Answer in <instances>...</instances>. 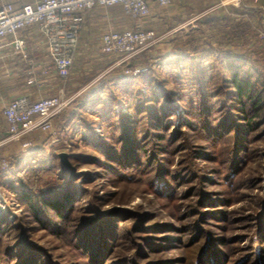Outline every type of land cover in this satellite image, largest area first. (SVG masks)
I'll return each instance as SVG.
<instances>
[{"label":"rangeland","instance_id":"rangeland-1","mask_svg":"<svg viewBox=\"0 0 264 264\" xmlns=\"http://www.w3.org/2000/svg\"><path fill=\"white\" fill-rule=\"evenodd\" d=\"M244 4L245 9H253L255 14L254 20L258 22L256 23L255 21V24H253L255 26V36L253 37L251 34L247 36L252 44L257 43L253 48L251 46V48L254 49V54L257 55V58L251 61V63L242 62L240 70H242L241 73L243 74H245L247 70L252 71L253 73L260 72L262 76V73L264 75V39L260 38L259 34L262 32L261 29H264L261 24L264 23V0H245ZM159 10H164V8H160ZM164 23L165 22L162 21V23L153 24L150 19H144L142 21L143 27L155 30L159 38L155 45L144 50L140 55L135 57V59L137 58L139 65L143 66L145 63L144 61L147 60L148 65L151 66L150 78H148L147 82L145 78H139L135 82H129V84L118 85L117 83H111L109 81L101 86L100 83L106 79L108 80L107 77L114 78L118 76L122 78L123 75H130L126 72L128 69L126 65L118 64L121 63L122 57H109L102 53L99 54V51L97 50H93L92 57L83 56L75 61L71 76L63 81L65 87L64 93L67 94L66 92L69 91L66 96H77L76 100H79L82 96L92 93V106H90V108L88 107V110L83 109V114H80L79 111L76 112L77 110L74 108L73 110L75 111L76 116L74 120L66 126L67 129L65 128V131L59 129L61 123L57 124L54 121V131H36L23 137L22 142L12 141L4 146L5 148L7 147L5 150L8 154L7 157L12 160V165L9 173H7V175L9 174V177L6 181L4 180L5 182H3V176H1L0 171V220L3 217L7 218L9 223L17 226V228L14 230L12 229L9 236L10 239L7 240L6 244L0 247V257L1 259L5 258L3 257L5 255L4 251H7V247L11 245L19 247L17 248L19 251L17 253H20V255L14 259L11 258L9 262L5 260V264H26L24 261L31 256L30 249L36 252L35 255H38V261L41 262V264H87L89 259L87 260L85 256L80 255L77 249V234L80 228L88 220H93L92 223H94L96 222V219L102 215L109 217L108 219L110 220H107V224L112 219L117 226L116 229L120 227L119 220L127 221L124 225V231L128 234L125 237L124 243L131 244L128 245L130 250L135 247V239H140V232L133 230V228L137 226L141 215L145 217H154L148 222L149 224H144L145 226H143V230H146L147 233L153 236L155 235L154 237H158V235L164 233L160 238L165 239L162 241L154 239L153 242L162 243L167 246V243L174 241V244L176 245L178 244L177 241L180 239L181 241H185L189 238L188 235L184 234L185 232H183V230L187 225L194 222V218L188 215L192 204L194 207H197V209H200V211L208 210L210 213H213L220 210L222 212L217 213L218 216L229 217L232 220L225 224L223 220H216L214 218L210 219V221L215 225L209 224L206 226V229H208L209 232L213 231V234H211V238L213 239L228 235V238H230L231 241L228 246L224 247L219 243L217 245L222 253L228 254L230 261L236 260L239 256L246 258L249 255L254 254L251 247H249L252 243L250 238L254 231L252 223H254V216L260 211L263 205L262 203L264 202V120L262 122V128L259 131V133L263 131L260 134V138H262L261 140L259 138L256 144H254V148H258V151H261L260 155H252V158L248 161L246 167L237 176L232 174L231 167L233 164L228 159L232 152L230 146L232 141L230 137H222L220 139L221 146H216L218 147L216 153H218L219 161L211 162L212 165L204 164L202 161L198 163L199 167L204 168L206 179L209 181H216L214 185L207 187L209 191L214 192L212 198L223 201L222 206H215L212 207V209L206 208V206L203 208L198 207L197 201L200 199V194H189L187 198H181V196L174 201H167L166 199L164 200L157 197L152 192V189H150V185H152L151 176L154 173L152 169L147 171L148 167L144 165V163L147 162L148 155H146L145 152L144 154L141 153L140 149V154L137 155L142 162L140 166L134 167L133 164L132 167L134 168H131L129 166L124 167L118 165L116 162H110L117 165L119 172L107 176L102 172V167H99V163L102 161H108L101 158L102 155L100 151L96 149L95 142L84 139V136L90 137V139H95L97 137L101 138L100 135L104 137L105 132L102 128L104 127V124H101V126L98 124L95 125L96 121L104 122L109 118L116 119L122 117L123 114L131 117L132 114L134 115L136 107H138V104L140 105V103L145 102L151 104L152 109L155 110L154 113L160 117L162 112L158 108L162 107V102L160 101L161 98H159L158 101L155 98H163L164 94L161 86L176 91L181 89L185 95H191L190 99H192V105L190 106L188 101L187 103L186 101L184 103L181 102L180 114L183 116L185 115V108L190 110V114L186 113L187 116L185 117L193 120L196 124L195 126L200 127V129L196 131V136L194 135L189 138V132H186V130H180V126L177 124L176 120L172 123V131L176 129L182 131L179 134V143H181L180 146L182 147L179 146V148L176 149V145L171 143V141H167L168 139L166 138L168 143L166 146L168 147L169 152H166L163 155V158L160 159L161 161L162 159H165L164 167L168 169L165 175H163L160 184L167 183L168 185V182L172 181L171 177H175V181H178V177H181V179H186L188 177L189 180L187 181L189 182L184 185L181 184L179 187L182 191L185 189L186 191H193V188L189 187L194 182L192 174L196 170L193 168V165L191 166L192 160L189 156V150H187V147H189L192 141H194V147L197 149H201V146L204 143L211 142L207 135L210 134V137L216 136V133H214L215 126L210 125V123L213 122V118L210 117L207 119V115L201 113L195 103V101L198 100V98H196L197 92H195L197 89L195 88V85L197 84H193L191 81H188V79H184V77L181 78V76H183L181 65L187 66V64H189L188 61H181V64L179 63V65L175 64L176 60L172 54V50L183 44L182 36H184L185 33L179 32L183 30L178 28L179 36H177L174 41H171L173 38L169 36L168 32L172 29H169L170 27L166 26ZM213 35L220 37L212 38L214 45L233 47L235 50L238 49L239 51L245 50L247 47V44L244 43L245 39H231V42L228 43V41L222 39V33H211V36ZM240 47L245 48L239 49ZM39 50L43 52L40 46ZM40 54L43 56L44 52H40ZM143 54L145 56L144 61L141 60ZM89 55L91 56V54ZM201 64L206 65L207 67L211 66L212 68L216 65L214 64V58L211 55L203 58ZM25 65L26 71H22V74H19V76L17 75L16 78L18 81L16 82V85L13 86L12 84L9 86L11 88L6 90L4 89L8 87L7 84L10 85V82L15 80H11L13 74L8 77V74L4 72V68L0 69V98H7L10 95L16 94L15 92L18 93L16 90L19 87L18 84L20 85L23 83V80L28 81L30 78L29 74H27V71H29L30 68L39 73L38 64L36 65L34 60L29 59L28 61H25ZM258 76L259 75L254 74L253 81H255ZM127 80L130 79L127 78ZM151 82L153 83V87H151ZM261 86L262 84H257V88H261ZM36 90L38 91V89ZM26 94H29V92ZM38 94L39 93L37 92L31 95L34 98H40L37 96ZM68 108H66V110ZM63 112H65V110ZM193 115L194 117H192ZM202 124L205 125L203 126L204 128H201L200 125ZM105 125H107V123ZM93 126H95V133L92 132ZM206 127L207 130L205 129ZM112 130H114V128ZM96 135L98 136L96 137ZM114 135L115 132L111 135V138H109V141L107 142L108 144H111ZM27 140L31 141L33 144L30 147L31 149H25L22 146V143ZM151 144L152 143H148V147H151ZM34 148L35 151L32 150ZM254 148L253 151L255 152ZM209 150V153L212 155L215 154V152L213 154L211 147H209ZM28 152H30V155L23 157L22 165H20V156ZM32 152L34 154H31ZM63 153L67 154V161L73 171H71L70 167L65 166L69 169L71 175H76V179H78L82 173H87V177H89V175L92 176L97 174V177L93 178L90 182L87 181V183H85L84 180L82 181V178H85L82 176L77 183V186H79L78 188L83 189V197H87L88 200H83L79 202V204L73 206L74 211L65 212L67 215V217H65L67 221L65 220L66 222L62 225L63 231L66 232L64 238L57 236L56 233L51 230L42 228L32 216H29L26 206L19 200L17 196L18 194L14 190L20 186V179L25 181L26 184L35 187L46 184L53 186L58 185L61 182V179L57 177L58 173L53 171L52 167L50 168V165L47 171L40 172L36 177H30V179L26 176L24 171L31 169V166L38 167L37 163L40 158H43V160L46 159L48 163H52L53 160H49L47 158L48 155L59 154L60 157V154ZM69 155H71V157ZM77 155H80L81 159L76 158ZM86 157L90 158V162L86 161ZM93 157H95L94 162H91ZM56 162L57 159L55 158V163ZM201 172L197 171L198 176H200ZM100 174L101 176H99ZM115 178L123 180L116 181ZM127 178L128 180H125ZM159 190L161 189L159 188ZM199 190L200 188L197 187L193 193L196 194ZM68 208V206L64 207L63 211H66ZM121 216H124V218H120ZM52 219L54 220V223H62L58 218L53 217ZM157 223H159V225L171 226L170 228L176 232H160V230L156 229V226L154 227ZM216 223L227 225V233L226 231L219 229V227L216 226ZM197 224L198 227L204 229L201 222H197ZM104 227L106 228V226ZM234 238L235 240H233ZM236 242L239 243L240 246H238V244H232ZM172 247L173 246L169 248V251L166 254L167 257L171 259L169 264H181V261H184V256H187L188 252L191 253L190 250L188 251L183 248L170 252L173 249ZM237 247L241 250H238ZM262 247L263 246H261L260 254L264 252V248ZM147 250L155 253L151 252L152 255L157 256L158 254V252L155 251L157 250L155 248ZM256 255L258 256L259 254ZM257 256H254L253 259ZM150 260H153L152 256ZM139 264H142V262Z\"/></svg>","mask_w":264,"mask_h":264},{"label":"trees","instance_id":"trees-1","mask_svg":"<svg viewBox=\"0 0 264 264\" xmlns=\"http://www.w3.org/2000/svg\"><path fill=\"white\" fill-rule=\"evenodd\" d=\"M238 14L241 15L238 21H236L234 16ZM246 15L247 13L245 14L244 11L239 12L238 10H232V13L220 19L221 21L219 19L208 18L200 24L198 31H192L188 39L183 42L181 46L172 51L176 60L175 64L179 65L181 61H188L189 64H187V66L181 65L183 74L181 78L184 77V79H188V81H191L193 84H197L195 85V88H197L195 92H197L196 98H198V100L195 101V103L201 113L207 115V119L210 117L213 118V122L210 123V125L215 126L214 133H216V136L210 137V134L207 135L211 142H206L201 146V149H197L194 147V141H192L193 143L191 142L189 147H187L189 156L192 160L191 166L193 165V168L196 170L192 174L194 182L189 187L193 188V191H186V189L182 191L179 187L181 184L184 185L189 182L187 181L189 180L188 177L186 179L178 177V181H175V177H171V182L173 183L169 181L168 185L167 183L160 184L163 175H165L168 169L164 167L165 159H162V161L160 159L163 158L166 152H169L166 146V144H168L167 141L174 143L177 149L181 144L179 143V134L182 132L180 130L189 132L190 138L194 135L196 136V131L200 129V127L195 126L196 124L193 120L185 117L190 110L185 108V115L183 116L180 114L181 102L184 103L186 101L187 103L188 101V104H190V106L192 105V99H190L191 95H185L181 89L176 91L161 86L163 88V98H155L157 101L161 98L162 107L158 108L162 112L160 117L154 113L155 110L152 109L151 104L144 102L140 103V105L138 104L134 115L132 114L131 117L123 114L122 117L116 119L109 118L104 122H95V125L98 124L101 126V124H104L102 128L105 135L104 137L100 135L103 139L97 137L98 135H96L97 138L95 139H90V137L86 136H84V139L95 142L96 149H98L102 155L101 158L108 161L99 163V167H102V172L107 176L118 173L117 165H114L115 162L124 167L129 166L134 168L140 166L142 162L137 157V155L140 154V149L141 153L144 154L145 152L146 155H148L147 162H145L146 164L144 163V165L148 167L147 171L152 169L154 173L151 176L152 185H150V189H152V192L157 197L164 200L166 199L167 201H174L181 196V198H187L189 194H200V199L197 201L199 208L206 206V208L212 209V207L215 206H222L223 201L212 198L214 192L207 189L208 186L214 185L216 181H209L206 179L204 168L199 167L198 163L202 161L204 164L212 165L211 162L218 160V153H216V150L221 146L220 139L222 137H230L232 141L230 145L232 152L228 159L233 164L231 172L235 176L246 167L252 155H260L261 152L258 151V148H254V144H256L257 140L260 138V134L263 132L261 131V133H259L264 120V75L262 73L261 76L260 72L253 73L247 69L248 73L246 72L243 74L241 73L242 70H240L242 62L251 63V61L257 58V55L254 54V49H252L257 43L252 44L247 37L250 34L253 37L255 36V26H253V23L249 19H245ZM211 33H222V39L228 41V43L231 42V39H245L244 43L247 44V47H240L239 49L245 48V50L239 51L238 49L235 50L233 47L214 45L212 38L219 36L213 35V37ZM210 55L214 58V64H216L214 68L201 64L202 59ZM144 57L143 54L141 60L144 61ZM144 62L143 66L138 64L137 58H134L132 62V68L146 69L139 75H123L122 78L118 76L114 78L107 77L108 80L102 81V83H100L101 86L109 81L111 83H117L118 85L129 84V82H135L139 78H145L147 82L148 78H150L151 66L148 65L147 60ZM254 74L260 76H258L255 81H253ZM127 78L130 80H127ZM258 83L262 84L261 88H257ZM151 87H153L152 82ZM92 98V93L82 96L79 100L74 102L71 108L62 112V114L55 119L57 124L61 123L59 129L65 131L67 129L66 126L74 120L76 116L73 110L74 108L77 110L76 112L79 111L80 114H83V109L88 110V107L90 108V106H92ZM192 117H194V115ZM175 120L177 124H179L180 130L176 129L172 131V123ZM106 123L107 125H105ZM204 124L200 125L201 128L205 126ZM113 128L114 130H112ZM205 129L207 130V127ZM92 132L95 133V126L92 127ZM114 132L115 135L112 137V142L108 144L107 142ZM148 143H152L151 147H148ZM209 147H211L213 154L215 152L214 155L209 153ZM32 150L35 151V148ZM31 154L34 153L32 152ZM26 155H30V152L20 156V165H22L23 157ZM69 156L71 157V155ZM47 158L53 160V162L48 163L46 159H38V167L31 166V169L28 171L25 170L26 176L29 179L30 177H36L40 172L47 171L50 165V168L52 167L53 171L58 173L57 177L61 179V184L59 183L54 186L50 184L37 186L35 184L37 186L35 187L26 184L25 181L20 179V186L14 190L18 194L19 200L26 206L29 216H32L42 228L51 230L55 232L57 236L64 238L66 232L63 231L62 225L67 221L65 212L74 211L73 206L79 204V202L83 200H88L87 197H83V189L78 188L79 186H77V183L82 176L85 177L84 179L82 178V181L84 180L85 183H87V181L90 182L93 178L97 177V174L87 177V173H82V175L76 179V175H71L69 169L62 163L59 154L48 155ZM55 158L57 159L56 163ZM76 158L81 159L80 155H77ZM85 159L87 162H90V158L86 157ZM94 159L95 157L92 158L91 162H94ZM133 164L134 167H132ZM9 170L10 168L1 170L3 182L8 179L9 174L7 175V173H9ZM197 171H202L200 176H198ZM99 176H101V174ZM115 180L120 181L123 179L115 178ZM125 180H128V178ZM157 186L161 190H159ZM197 187H199L200 190L194 194L193 192ZM262 204L260 211L254 216V223H252L254 231L250 238L252 243L249 247H251L254 254L246 258L239 256L234 261H230L228 254L222 253L217 245L219 243L224 247L228 246L231 242L228 235L213 239L211 238L213 231L209 232V230L206 229V226L209 224L215 225L210 219H220L223 220L225 224L229 223L231 219L229 217L218 216L217 213L222 212L220 210L213 213H210L208 210L200 211V209L194 207L193 204L190 207L191 210L188 215L194 218V222L187 225L183 230V232H185L184 234L188 235L189 238L185 241H181L180 239L177 241L178 244L176 245L174 241L167 243L169 246L153 242L154 239L157 241L165 239L160 238L164 233L158 235V237H154L155 235L153 236L147 233L146 230H143L144 224H149L148 222L154 217H145L141 215L137 226L133 228V230L140 232V241L136 238L135 247L130 250L128 245L131 244L124 243L125 237L128 234L124 231V225L127 221L119 220L120 229H116L117 226L114 221L111 219V221H109L110 223L108 222L107 224V220H110L108 219L109 217L102 215L96 219V222L92 223L93 220H88L80 228L77 234L76 246L80 255L85 256L87 260L89 259L87 264H139L140 262H142V264H169L171 259L167 257L166 254L171 246H173V249L170 252H174V250L180 248L191 251V253H187V256H184V261H181V264H264V252L260 254L261 246L264 248V202ZM67 206L69 208L63 211L64 207ZM53 217L58 218L62 223H54ZM120 218H124V216ZM197 222H201L204 229L198 227ZM104 226H106V228ZM155 226L160 232H176L168 225H159V223H157L154 227ZM216 226L227 233V225L216 223ZM16 228L17 226L10 224L7 218H1L0 247L6 244L7 240L10 239L9 236L12 229L14 230ZM233 240H235V238ZM237 242L232 244H238V246H240ZM14 246L15 245H11L7 247V251H4L5 255L3 256L5 258L1 259L0 257V264H5V260L9 262L11 258L14 259L20 255V253H17L19 252L17 249L19 247ZM153 248L157 249L155 250L158 252L157 256L152 255V251L147 250ZM237 249L241 250L239 247H237ZM30 252L31 256H29L24 263L41 264V262L38 261V255H35L36 252L31 249ZM256 254L259 255L257 256ZM151 256L153 260H150ZM254 256L257 257L253 259Z\"/></svg>","mask_w":264,"mask_h":264},{"label":"built area","instance_id":"built-area-1","mask_svg":"<svg viewBox=\"0 0 264 264\" xmlns=\"http://www.w3.org/2000/svg\"><path fill=\"white\" fill-rule=\"evenodd\" d=\"M160 7H167L171 0H157ZM207 12L245 7V0H212ZM121 7L123 13L136 21L135 29L108 31L100 40V51L109 57H122L119 65H126L129 75L141 73L145 68H132L135 57L158 42L155 30L143 27L142 21L150 16L147 0H36L33 3H5L0 5V52L26 54L28 44L25 31L36 27L40 43L46 53L40 73L28 71V85H38L42 77L67 79L79 53L80 34L85 28L87 12L95 8ZM206 12V13H207ZM206 13L198 15L204 16ZM30 33L27 32V35ZM259 37L264 39V30ZM129 61V62H128ZM123 62V63H122ZM71 104L64 89L57 95L34 98L31 94L11 100L3 108L7 122V136L0 146L8 142H22L23 137L36 132L54 131V121ZM31 141L22 143L28 149ZM11 159L0 152V171L10 168Z\"/></svg>","mask_w":264,"mask_h":264},{"label":"crops","instance_id":"crops-1","mask_svg":"<svg viewBox=\"0 0 264 264\" xmlns=\"http://www.w3.org/2000/svg\"><path fill=\"white\" fill-rule=\"evenodd\" d=\"M35 1L36 0H0V5L5 3H14L17 6H20L22 4L33 3ZM147 1L149 3L150 14H151L148 19H150L153 24L162 23V21L165 22L164 24L170 27L169 29H172L170 32H168L169 36L173 38L171 41H174V39L177 36H179L178 35L179 32L181 33L183 32L185 33V35L182 36L183 37L182 39L183 42H185L188 39L189 34L194 30L198 31L200 24L203 23L205 20H207L208 18H214L220 20L223 17H226L229 14H231L232 10L233 11L238 10L239 12L244 11L245 14L247 13L245 19H249L253 24H255L256 21L254 20L255 19L254 11L250 7H249L250 9L248 8L245 9L244 7H243L244 9L231 8L230 12L228 13L224 9H219L214 12H207L212 6L213 3L212 0H171V4L167 7H164V10L161 11L159 9L163 7L159 6L157 0H147ZM202 13H206V14L202 17H198V15ZM240 15L241 14L234 16L236 21H238ZM256 23L258 22L256 21ZM136 24H137L136 21L127 17L123 13L121 7L119 6H111L106 8L99 7L87 12L85 28L80 34L79 53L76 60L82 58L83 56L92 57L93 50H97L99 51V54H101L100 40L104 33L112 30L120 31L129 28L135 29ZM261 24L262 27L264 28V23ZM178 28H181V30L183 31H179ZM27 32H29L30 34L27 35ZM25 37L28 44V50L26 54H11V53H7L6 50L0 52V69L4 68L5 70L4 72L8 74L7 75L8 77L9 75L13 74L11 80H15V81L10 80L11 81L10 85L7 84L8 87H6L4 90L11 88L9 86H11L12 84L13 86L16 85V82L18 81V79L16 78L17 75L19 76V74H22V71L23 72L26 71L25 61H28L29 59L34 60L36 62V65L38 64L39 73L41 69V64L45 62L46 53L44 51V48L41 46L40 35L37 32V28L36 27L28 28L25 31ZM39 46L44 52L43 56L40 54V52L41 53L43 52L39 50ZM89 54H91V56ZM63 81L64 79L58 77L55 78L44 77L41 79L38 85L31 86L27 84V80H23V83L20 85L18 84L19 87L16 89L18 93L15 92L16 94L10 95L9 97L6 96L7 98L1 97L0 98V143H2V141H4L7 136V122L2 115L3 108L5 105H7L11 100L21 95H24L28 92L29 94L32 95L38 92L39 93L37 95L38 97H49L52 95L53 96L57 95L61 89H65L63 85ZM36 89H38V91ZM66 93L68 94L69 91ZM67 94H65V97L71 100V104H69V108H71L74 102L76 101L77 96L76 97L66 96ZM6 144L7 143L0 146V152H2L5 155H8L5 150L7 149V147L6 148L4 147Z\"/></svg>","mask_w":264,"mask_h":264},{"label":"water","instance_id":"water-1","mask_svg":"<svg viewBox=\"0 0 264 264\" xmlns=\"http://www.w3.org/2000/svg\"><path fill=\"white\" fill-rule=\"evenodd\" d=\"M60 159H61V161L63 162L64 165H66L67 167L71 168L70 164L67 161V154H64V153L60 154ZM71 171H73L72 168H71Z\"/></svg>","mask_w":264,"mask_h":264}]
</instances>
